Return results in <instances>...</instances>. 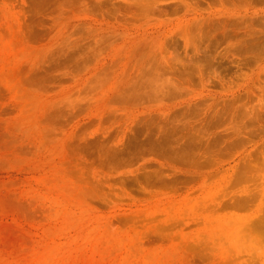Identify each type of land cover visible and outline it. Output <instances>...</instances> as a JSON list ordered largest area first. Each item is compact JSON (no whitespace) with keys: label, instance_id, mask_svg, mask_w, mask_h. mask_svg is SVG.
Masks as SVG:
<instances>
[{"label":"rangeland","instance_id":"1","mask_svg":"<svg viewBox=\"0 0 264 264\" xmlns=\"http://www.w3.org/2000/svg\"><path fill=\"white\" fill-rule=\"evenodd\" d=\"M0 264H264V0H0Z\"/></svg>","mask_w":264,"mask_h":264}]
</instances>
